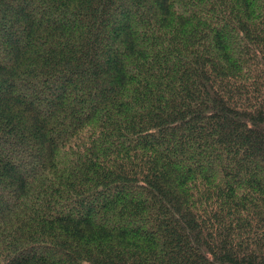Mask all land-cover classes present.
I'll use <instances>...</instances> for the list:
<instances>
[{"label": "trees", "instance_id": "16d2710c", "mask_svg": "<svg viewBox=\"0 0 264 264\" xmlns=\"http://www.w3.org/2000/svg\"><path fill=\"white\" fill-rule=\"evenodd\" d=\"M0 264H264V0H0Z\"/></svg>", "mask_w": 264, "mask_h": 264}]
</instances>
